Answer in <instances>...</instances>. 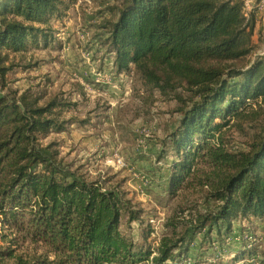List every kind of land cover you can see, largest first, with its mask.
I'll use <instances>...</instances> for the list:
<instances>
[{
	"label": "trees",
	"instance_id": "trees-1",
	"mask_svg": "<svg viewBox=\"0 0 264 264\" xmlns=\"http://www.w3.org/2000/svg\"><path fill=\"white\" fill-rule=\"evenodd\" d=\"M76 2L0 0V223L9 232L1 238L15 234L14 245L21 238L46 249L16 264H149L154 254L151 264L173 263L189 254L196 234L209 241L216 230L227 239L239 219L264 221V60L241 65L256 47V10L247 14L245 0H121L108 22L118 72L134 69L146 86L182 105L169 142L176 157L169 195L195 187L206 203L188 209L182 202L152 251L121 231L124 216L132 223L140 211L118 191L66 170L54 144L42 145L65 131L62 113L71 104L56 97L40 105L28 91L3 94L8 54L48 46L52 22ZM253 123L246 150H232L226 130ZM250 238L230 264L254 254ZM6 258H16L13 248L0 250Z\"/></svg>",
	"mask_w": 264,
	"mask_h": 264
},
{
	"label": "rangeland",
	"instance_id": "rangeland-1",
	"mask_svg": "<svg viewBox=\"0 0 264 264\" xmlns=\"http://www.w3.org/2000/svg\"><path fill=\"white\" fill-rule=\"evenodd\" d=\"M120 5L121 0H77L63 19L52 22L53 39L48 46L41 42L27 52L8 54L6 66L11 70L3 94L28 91L40 99V105L56 97L71 104L62 113L68 121L65 131L42 138V145L54 144L66 170L98 182L105 190L118 191L131 210L140 211L141 220L132 223L124 216L121 231L154 251L170 233L166 222L182 202L188 209L193 202L198 201L202 209L206 203L197 200L195 187L178 197L168 193L171 165L176 160L169 142L182 119L178 112L182 105L146 86L134 69L118 72L107 39L108 22L117 19ZM253 10L264 9L246 5L247 14ZM256 17V47L241 65L264 60V17L257 13ZM178 93L190 96L182 89ZM256 129L254 123L241 131L234 126L226 130L225 139L232 150H246ZM2 226L0 250L13 248L16 258L0 260V264L30 261L45 253L43 246L21 238L12 244L18 237L15 234L3 241L1 235L9 232ZM204 235L196 234L187 256L167 264H230V255L240 253L250 237L254 254L243 264H264V221L239 219L227 239L219 238L216 230L212 240Z\"/></svg>",
	"mask_w": 264,
	"mask_h": 264
},
{
	"label": "crops",
	"instance_id": "crops-1",
	"mask_svg": "<svg viewBox=\"0 0 264 264\" xmlns=\"http://www.w3.org/2000/svg\"><path fill=\"white\" fill-rule=\"evenodd\" d=\"M246 1V5L249 7V6H251V7H254V8H257L258 9V3H259V1H262V2H264V0H245ZM257 4V5H256ZM257 13V15L261 18V16H263L264 17V10H263V12L262 11H257L256 12Z\"/></svg>",
	"mask_w": 264,
	"mask_h": 264
},
{
	"label": "built area",
	"instance_id": "built-area-1",
	"mask_svg": "<svg viewBox=\"0 0 264 264\" xmlns=\"http://www.w3.org/2000/svg\"><path fill=\"white\" fill-rule=\"evenodd\" d=\"M258 9L259 10H263L264 9V2H260V3H258Z\"/></svg>",
	"mask_w": 264,
	"mask_h": 264
}]
</instances>
